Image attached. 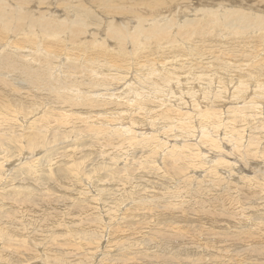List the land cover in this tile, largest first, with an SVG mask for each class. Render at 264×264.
<instances>
[{
    "label": "rangeland",
    "instance_id": "374dc122",
    "mask_svg": "<svg viewBox=\"0 0 264 264\" xmlns=\"http://www.w3.org/2000/svg\"><path fill=\"white\" fill-rule=\"evenodd\" d=\"M29 1L37 2L38 0H21L20 2L17 0V2H11V6L15 7L14 3L20 4L21 2ZM89 1L91 0H86V3ZM135 1L136 3L139 2V0ZM73 2L82 3L81 0H73ZM128 3L129 1L125 0L121 9L119 8L122 14L118 15V18L123 21H127L131 16L123 14V12L139 15V12L144 11L139 8L140 5H136L133 10ZM185 3L186 1L176 0L174 5H183ZM149 4H154L153 8L157 7L156 11L166 7L165 4L158 1H149ZM19 6H23V4ZM53 7L55 8V5H52ZM46 8L41 10L45 11ZM224 8L222 7L221 10H224ZM97 11L100 12V10ZM87 12L94 14L91 8L87 9ZM144 12L142 15L150 20V11L145 10ZM216 12L221 11L216 10ZM193 15L197 16V13H193ZM155 16H152V20ZM96 17L101 21L99 14ZM30 19H32V16L22 19L23 26H26L27 31L30 30V27L27 26L30 24ZM70 19L74 20V18ZM82 23L83 21L77 24ZM105 24L102 22L99 27L93 29H96L97 32L101 31V29L104 30L103 26ZM177 24L186 25L182 21H178ZM2 25L0 24L2 29H12ZM93 29L92 31H94ZM174 32H172V38H174ZM104 34H106V31L104 33L101 32L97 38H103ZM13 39L11 38L10 41L17 42V39ZM91 39L93 40L94 37L91 36L90 41ZM35 41L42 43L38 42L37 39ZM23 43H19L20 47ZM154 45H156L154 41H150L147 48L151 49ZM4 46L0 44V55L9 53V50L6 51ZM111 46L115 47L114 44H111ZM142 47L144 48L145 45H142ZM169 50L170 48L168 47L164 52L167 53ZM40 51L34 47L28 52L33 54L31 64L34 63L35 67L44 62L41 57L45 56L41 55ZM20 52L21 48L14 49L13 53L17 60ZM26 58L27 56L25 55ZM66 61H60V64H58L52 74L53 78L63 76L64 71L59 66H62ZM253 65L251 64L250 67ZM41 66L48 69V62ZM26 71L16 70L15 72L10 71L6 74H0V264H39V261L43 260L44 263L42 264H96L95 262L101 264L103 259L110 261L109 264H264V259H262L264 258V181L261 177H258L257 181H248L255 174L260 175L262 173L264 177V159L259 154L258 156L257 154L252 155L260 149L264 151V120L262 119L264 107H261L259 114L255 116L257 118L251 116L252 120L250 119L251 121L248 120L249 122L241 124L239 129H230L235 124H228L226 128L229 132L243 131L246 136L256 132L262 135H259L260 141H250L247 145L251 152V158H245L236 153L231 158L229 155L235 152L234 148H229L231 146L228 144V151L225 148L227 147V142L225 141L224 144L219 143L221 149L218 147L217 151L216 148L209 149L207 152L201 149L206 158L201 157L197 160L188 153L190 151L189 148L186 149L179 145H182L184 140L185 143L197 141L200 137L199 132L194 137L195 139L178 140L173 138V133H162L159 128H155L152 131L155 137L146 140V142L154 138H161V142L164 145L162 144V148L159 149L154 143H150L151 146L141 145L135 139L130 138V136H135L137 139L143 140L141 138L142 134H137L143 131H139L138 128L137 131L128 124V127L133 129L128 132L129 129L126 128L127 120L121 122L113 118L109 120V118L103 117L104 115L99 117L97 112H95V122L92 123L90 121L91 123L86 125L80 123V118L82 119L81 116L83 115H77L78 123L82 126L79 127V124L74 121L79 127L74 130L72 123L69 125V122L77 118L73 117L75 112L71 114V112L68 113L70 109H58L59 111H63V109L68 111L66 114L68 113L71 118L60 125L57 122L58 120H54L57 116L55 111L58 110L54 107H48V100L53 98V93L43 88L45 85L44 80L48 81V73L44 72V74L46 73L45 76L44 74L40 75L44 76L40 81L37 79L38 75H35L37 72H28L27 69ZM9 74H14L15 76L10 77ZM19 75L21 78H19ZM155 77L157 76H154L153 80ZM34 80H39V82H36L38 85L34 87L33 92V88H29L28 81L34 82ZM60 80L61 78H55V83H61ZM68 80L72 81L71 78H68ZM73 80L76 82L73 86L83 92L84 90H81L80 87L84 85L85 76L81 74ZM258 80L262 81L264 78ZM113 82L116 83L117 79H113ZM115 86L119 88L122 85L115 84ZM95 91L102 96L101 93L105 91V88L101 86L96 88ZM30 99L31 102H29ZM27 100L28 102H26ZM148 100L145 102H148ZM24 102L27 104L25 106L29 105V108L23 105ZM134 102H131V104ZM101 103L107 104V106L110 105L108 102ZM124 105L129 104L125 103ZM240 105L241 103L238 106ZM227 106H230V104H227ZM102 109L104 108L102 107ZM213 112L215 111L210 113ZM28 114L32 115V118L21 122L20 118L23 117L25 119ZM48 115H50L49 118ZM36 117L39 118L36 119ZM137 117L142 118L141 116ZM31 119H34L35 124ZM40 119L42 123H39ZM134 122H137V120H134ZM161 123L163 125V120H161ZM121 126H126V134H122L119 131L118 128ZM163 128H167V126L163 125ZM247 128L249 129L247 130ZM144 129L147 132L146 136L152 130V128L151 130L146 129V126ZM249 131L251 133L247 134ZM65 133L67 135L74 133V135L68 137L64 135ZM217 137H221V135ZM199 139L201 140V137ZM225 144L226 146L224 147ZM161 149L163 150L162 153L167 157L164 154L161 157L158 156V152ZM27 152L32 154H27ZM216 152L217 154H215ZM162 157L164 161H162ZM222 160L225 164L223 163L219 166L217 170L219 174L216 171H210L213 168L212 164L214 161L218 163V161ZM229 160L231 163L236 162L233 165L234 168L227 166ZM207 165L211 168L209 169ZM220 168L224 169L220 170ZM230 171H233L235 176H227ZM210 172L211 174L213 172V174L210 175ZM216 173L217 175L215 176L214 174ZM221 174H223L222 179L219 178V175L222 176ZM229 178L231 179L230 181ZM212 182H217L218 184L216 183L217 185L215 184V186ZM168 200H171L172 205L168 203ZM208 203H214L216 206L214 204L213 206L216 209L212 205L209 206ZM169 204L172 209L169 208ZM175 208H177V211ZM169 209L171 210L169 211ZM208 210H210L209 214ZM164 212L168 213L169 218L166 217V213L164 215ZM156 213L163 214L165 217L162 218L160 215L154 217V215H157ZM215 213L216 215H214ZM98 216L100 217L98 218ZM211 216L214 218L212 219ZM185 218L188 220L186 221ZM251 218L252 221H250ZM99 219L104 222L99 221ZM191 219L192 223L190 222ZM167 220L171 223V226ZM201 221L204 222V225L201 224ZM100 222H103L104 225L102 226ZM157 223L158 226L156 225ZM207 223L208 226H206ZM262 225L263 228L260 227ZM107 228L109 229L107 230ZM174 231L176 232L174 233ZM211 232L213 238L216 236L215 239L210 236ZM232 232L233 234L236 232L235 236ZM107 233L111 235H109V238ZM178 233H181V235H178ZM182 233L183 235L186 234V236L183 237ZM261 233L263 238L258 239ZM101 235L102 239L99 240ZM196 235H200V239L195 243H190V238ZM222 240L225 242L227 240V242L224 243ZM34 241L39 243L35 246ZM211 241L216 244L214 245ZM29 245L33 248L28 247ZM208 245L212 246L208 248ZM242 245L245 246V249L241 247ZM172 253L174 254L172 255ZM254 255L255 259L258 257L257 263L253 258ZM93 257L95 258L93 259ZM116 257L117 262L114 260ZM118 258H122L123 261ZM261 260L263 263L260 262Z\"/></svg>",
    "mask_w": 264,
    "mask_h": 264
},
{
    "label": "bare ground",
    "instance_id": "6f19581e",
    "mask_svg": "<svg viewBox=\"0 0 264 264\" xmlns=\"http://www.w3.org/2000/svg\"><path fill=\"white\" fill-rule=\"evenodd\" d=\"M13 1L17 2V0H0V24H3L2 26L12 28H9L10 30H7L8 28H0V44L5 45L4 47H6V51L9 50V53L0 55V74H6L10 71L15 72L16 70L27 72V69L28 72H37L35 73V75H38L37 79L40 80L45 76L46 73L44 74V72H47L48 81L44 80L45 85L43 88L48 90V92L53 93V98H50L48 100V107H54L57 110L62 108L70 109L69 112L64 111V109L63 111H55L57 113V116H54L56 118H54V120H58L57 122H59L60 125H62L67 119H71L68 115V113L70 112L71 114L75 112L73 117H77V115H83L81 116L82 119L80 118V123H84V125H86L87 123H91L90 121L94 123L95 112H97V115H99V117L100 115H104L103 117L109 118V120L112 118L115 120H119L120 122L123 120H127V127L121 126L120 128H118L122 134H126V128L129 129L128 132H131L130 129L132 128H129L128 124H130L136 130L138 128L139 131H143L137 133L140 135L142 134L141 138L143 140H139L135 136H130V138L135 139L136 141H138V144L141 145L146 144V146H151L150 143H154L159 149L162 148L163 143L161 142V138H154L153 140L146 142V140L155 137V134H152V131L155 128H159V131H162V133H173V138L178 140L186 138L187 140L195 139L194 137L196 136L197 132H199L201 140L199 139L200 137L197 139V141L195 140L192 143H185L184 140L182 141L183 144L179 145L181 147H185L186 149L189 148L190 151L188 150V153L191 154L192 158L199 160L201 157H205V154L201 152V149H203L204 152H207V150L209 149L216 148L217 151V148L220 146L219 143L224 144L225 141L227 142V147H225L226 144L224 145V147L228 149V146L230 145L231 147L229 148L233 147L235 151L232 152L231 155H229L230 157L233 156V154L235 155L236 153L242 157L251 158V152L250 149H248L247 145L250 141H260L259 135L261 134H257L256 132L254 134L246 136L243 131L229 132V130L226 128L228 124H235L230 129H239L241 127V124H245L248 120H252L251 116L257 118L255 116L259 114V110L261 109V107H264V80H258L264 78V0H183L186 1V3L183 5H174V2H176V0H139L138 3H136L135 0H128V4H130L133 10L135 9L136 5H140L139 8L141 10H149L150 20L142 15V13H145L144 11L139 12L137 10L139 12V15L123 12V14H128L129 16L131 15L130 18L127 19V21H123L118 18V15L122 14L119 8L121 9L122 3L125 2V0H91L87 3L86 0H81L82 3H74L73 0H38L37 2L29 1L21 2L20 4L14 3L15 7L11 6V2ZM20 1L21 0H19V2ZM149 1H158L159 3L165 4L166 7L160 11H156L157 7L153 8L154 4H149ZM22 4L23 6H19ZM52 5H55V8H52ZM18 6L19 8H17ZM46 6L48 7L46 8ZM232 6L233 8H231ZM222 7H225L224 10L222 9L223 11L221 10ZM42 8H46L45 11L41 10ZM89 8L93 9L94 14H99L101 16V21L97 19L96 15L87 12V9ZM97 10H100V12ZM216 10H220L222 13L216 12ZM193 13H197V16H194ZM153 15L156 16L152 20ZM31 16L32 19L29 20L30 24L27 25L30 27V30L28 29L29 31H27L26 26H23L22 19ZM70 18H74V20H71ZM135 20L137 23L135 22ZM81 21H83L82 24H77ZM178 21H182V23L186 25H179L177 24ZM102 22L106 23L105 26H103L104 30L101 29V31L97 32L96 29H93L99 27V24L101 25ZM19 24L22 25L19 26ZM92 29L94 31H92ZM104 31H106L104 37H101V39H99L100 37L97 38L98 36H100V33H104ZM172 32L175 33V35H173L174 38H172L171 36ZM91 36H93L94 39H91L90 41ZM11 38L17 39V42L10 41ZM35 39H37L38 42L42 43H37ZM150 41H154V43L156 44L151 49L147 48V45L150 44ZM20 42H24L21 47L19 45ZM111 44H114L115 47L111 46ZM142 45H145V47L143 48ZM34 47L41 50V55L45 56L43 57L45 59L41 57V60L44 61L42 63L44 65L48 62V69L44 68V66L42 67V64L37 67L34 66V63L31 64V57L33 54L28 52ZM168 47L170 48V50L165 53L164 50ZM16 48H21L18 60L15 58L13 53L14 49ZM25 55L27 56L26 59ZM62 60H67L65 63H63V65L61 64L62 66H59L61 67L62 71H64L63 76L53 78L52 74ZM251 64L254 65L250 67ZM43 74L44 76H40ZM81 74L85 76L84 85L80 87L81 90H84L83 92H80L79 89L73 86L76 84L75 80L73 79L78 78ZM13 76L15 75H10V77ZM154 76L157 77H155L153 80ZM16 78L18 77L16 76ZM19 78H21L20 75ZM55 78H61V83H55ZM68 78H71L73 82L68 80ZM113 79H117V82L114 83ZM39 80H34V82L28 81L29 88H33V92L35 89L34 87L38 85V83L36 84V82H39ZM15 84L18 85L17 83ZM115 84H121L122 86L117 88ZM101 86L105 88V91L101 93L102 96L97 94L95 91L96 88ZM147 100L148 102H145ZM26 102H28V100ZM29 102H31V99ZM101 102H108L110 103V105L107 106V104L104 105ZM131 102L134 103L131 104ZM125 103L129 105H124ZM239 103H241L240 106H238ZM227 104H230V106H227ZM23 105L25 106L27 104H25L24 102ZM25 107L29 108V105ZM102 107L104 109H102ZM30 108L32 110L31 105ZM95 109L97 110L95 111ZM211 111L215 112L210 113ZM34 112L36 113V111ZM66 112L68 113L66 114ZM165 114L167 115L165 116ZM49 116L50 115H48V118ZM137 116H141L142 118H139ZM5 118L7 119V117ZM30 118H32V115L28 114L25 119L23 117L20 118V121H27V119ZM37 118L39 117H36V119ZM34 119H31L32 122H34ZM262 119L264 120V116H262ZM134 120H137V122H134ZM161 120H163V125L167 126V128H163ZM41 121L42 120L40 119L39 123ZM74 121L78 123V117L70 121L69 125L70 123H72L73 129L77 130L82 125L78 123V127ZM46 122L49 124L48 121ZM90 126L92 127V125ZM145 126L148 130H151L152 128L151 132H149L150 134H148L147 136V132H145L144 129ZM248 129L249 128H247V130ZM250 133L251 132L249 131L247 134ZM64 135L71 137L72 135H74V133H71L69 135L65 133ZM219 135H221V137H217ZM246 137L248 138L246 139ZM203 145L207 148L204 149L205 147ZM195 150L197 151L193 152ZM162 152L163 150L161 149V151L158 152V156L161 157L162 154H164ZM28 153L30 154L31 152H27V154ZM215 154H217V152ZM254 154H257V156L259 154L260 157L264 159V151L262 149L254 152L252 155ZM223 160L218 161V163H216L215 161L217 160H215L214 163L216 164H212L213 168L209 167L208 165L207 166L209 167V169L211 168L210 171L213 170L214 172H217L219 166L224 163ZM162 161H164V158ZM235 163H231L229 160L227 166H231L232 168H234L233 165H235ZM222 169L220 168V170ZM217 173L214 175L216 176ZM209 174L212 175L213 172L212 174L211 172ZM234 174L235 173L233 171H230L229 175L227 176L232 177L235 176ZM221 175L222 176L219 175L220 179H222L223 177V174ZM258 177H261V179H263L264 181L262 173L260 175L255 174L252 178L248 179V181H257ZM230 180L231 179L229 178V181ZM212 183L215 185L217 182ZM168 201L167 202L171 204V200ZM170 204L169 208H171ZM191 204H193V202H191ZM213 204H209V206H213ZM215 206L213 207L215 208ZM171 209H169V211ZM175 210L177 211V208H175ZM210 210L207 211L208 214ZM22 213L25 215V212L23 210ZM165 213L167 215L166 217H168V213L164 212V215ZM158 215L160 214L154 215V217ZM214 215H216V213ZM99 217L100 216H98V218ZM160 217L163 218L165 216H163L162 214L160 215ZM211 218L213 219L214 217L211 216ZM99 221L103 220L99 219ZM191 221L192 219L190 220V222ZM250 221H252V218ZM103 222H100L102 226L104 225ZM208 222L210 223V221ZM158 223L156 224L157 226ZM203 223L204 222L201 221L202 225H204ZM169 224L171 226V223ZM23 225L25 224L23 223ZM206 226H208V223ZM96 227L98 228V224L96 225ZM260 227L263 228V225ZM108 229L109 228H107V230ZM110 230L112 229L110 228ZM106 232L104 233L106 234ZM175 232L176 231H174V233ZM194 233L197 234L196 232ZM221 233L223 232L221 231ZM211 234L212 232L210 233V236H212ZM235 234L233 235L235 236ZM109 235L110 234L107 235L108 238L111 236ZM178 235H181V233H178ZM184 236H186V234H184L183 237ZM223 236L227 237L225 235ZM214 237L216 238V236ZM263 237L261 233L260 238L258 239H261ZM151 238L153 237L151 236ZM101 239L102 235L100 236L99 240ZM199 239L200 235L193 236L192 238H190V243H195ZM34 242L35 246L39 243H36V241ZM222 242L226 243L227 240L226 242L222 240ZM212 243L214 245L216 244L214 242ZM218 244L220 245V243ZM243 245H245V243H243ZM243 245L241 247H244L245 249V246ZM202 246H204V244H202ZM210 246L212 245H208V248H210ZM28 247L33 248L31 245H29ZM173 254L174 253H172V255ZM222 254H224V252H222ZM254 257L255 255L253 256V258ZM36 258L38 260V256ZM94 258L95 257H93V259ZM257 258H254L255 261L257 260ZM118 259L123 261L122 258ZM114 260H116L117 262V257ZM107 262L108 261L103 259L101 264H106ZM260 262H262V260ZM42 263H44V260L39 261V264ZM95 263L100 264L99 262Z\"/></svg>",
    "mask_w": 264,
    "mask_h": 264
}]
</instances>
